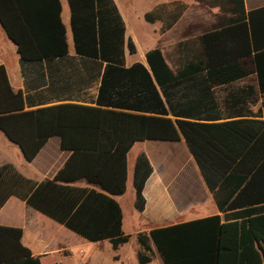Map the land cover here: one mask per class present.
Returning <instances> with one entry per match:
<instances>
[{
    "label": "crops",
    "instance_id": "obj_1",
    "mask_svg": "<svg viewBox=\"0 0 264 264\" xmlns=\"http://www.w3.org/2000/svg\"><path fill=\"white\" fill-rule=\"evenodd\" d=\"M59 1L68 44L64 57L23 62L0 26V65L11 88L22 93L23 111L63 104L112 108L111 103L124 102L134 106L133 95L144 96L146 107L151 92L139 66L150 73L149 51L159 49L176 72L202 59L204 34L233 28L238 35L234 29L238 25L231 23L237 15L230 0H151L138 18L151 42L139 40L121 0ZM243 4L247 13L263 7L264 0H243ZM146 14L152 15V22L145 20ZM243 61L240 65L249 71L246 78L213 88L223 121L264 120V95L258 92L253 64L248 58ZM237 91L242 94L232 100L228 94ZM234 101L239 102L241 116L225 108V102ZM116 154L64 150L60 137L51 136L28 161L0 129V227L20 229L22 246L40 264L52 256L59 259L54 264H63L67 259L63 252L87 255L102 244L111 247L110 238L223 217L182 140L135 142L123 161ZM137 162L138 179L147 166L152 169L142 190V212L135 209ZM127 193L134 200L133 217L123 209ZM99 238L104 240L94 241ZM154 260L163 264L156 251L148 264Z\"/></svg>",
    "mask_w": 264,
    "mask_h": 264
},
{
    "label": "trees",
    "instance_id": "obj_2",
    "mask_svg": "<svg viewBox=\"0 0 264 264\" xmlns=\"http://www.w3.org/2000/svg\"><path fill=\"white\" fill-rule=\"evenodd\" d=\"M230 1L237 15L231 23L238 25L234 28L238 35L233 28L204 34L202 59L173 72L159 49L146 54L150 73L139 66L151 92L146 107L144 96L133 95L134 106L124 102L111 103L112 108L63 104L23 111L22 93L11 88L0 65V129L28 161L51 136L60 137L64 150L120 153L122 161L138 141L184 142L223 217L138 233V264L150 263L155 251L163 264H264V120L223 121L213 92L214 86L246 78L249 71L240 60L244 64L248 58L258 92L264 95V6L246 13L243 0ZM60 15L59 0H0V26L23 62L51 61L68 54ZM144 18L153 21L151 14ZM241 92L228 95L233 100ZM247 95H252L251 88ZM224 104L229 114L241 116L239 102ZM122 107L145 112L117 109ZM138 167L139 162L135 209L142 212V190L152 169L147 166L138 179ZM100 240L104 239L94 241ZM128 240L129 236H117L109 242L116 250ZM0 264H40L22 246L20 229L0 227Z\"/></svg>",
    "mask_w": 264,
    "mask_h": 264
},
{
    "label": "rangeland",
    "instance_id": "obj_3",
    "mask_svg": "<svg viewBox=\"0 0 264 264\" xmlns=\"http://www.w3.org/2000/svg\"><path fill=\"white\" fill-rule=\"evenodd\" d=\"M123 4L126 5L127 12L130 16L131 23L135 28L140 41L151 42L149 37H146V32L142 28L138 18L142 12H145L151 3V0H121ZM264 103V97L262 99ZM134 200L132 199L129 193L126 194L123 199V209L126 212V215L129 217L131 212H133ZM133 214V213H132ZM131 214V216H132ZM133 217V216H132ZM151 226V225H150ZM146 232V231H142ZM137 233H133L129 238V241L126 245L119 247L117 250H113L110 246L102 244L100 247L92 248L91 252L87 255H70L68 252H63L67 257L66 262L63 264H137V253L139 251V246L136 241ZM77 252V251H76ZM58 257H50L47 260L43 261L42 264H54ZM157 260H159L157 256ZM155 263V260L153 262Z\"/></svg>",
    "mask_w": 264,
    "mask_h": 264
}]
</instances>
